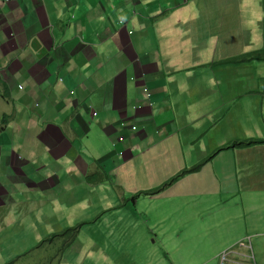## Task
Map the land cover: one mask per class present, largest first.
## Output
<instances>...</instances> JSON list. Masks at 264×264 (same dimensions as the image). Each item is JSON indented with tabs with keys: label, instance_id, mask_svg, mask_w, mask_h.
Listing matches in <instances>:
<instances>
[{
	"label": "crops",
	"instance_id": "obj_1",
	"mask_svg": "<svg viewBox=\"0 0 264 264\" xmlns=\"http://www.w3.org/2000/svg\"><path fill=\"white\" fill-rule=\"evenodd\" d=\"M261 50L264 0H0L1 264H166L185 222L264 264V145L141 195L264 139V61L221 64Z\"/></svg>",
	"mask_w": 264,
	"mask_h": 264
},
{
	"label": "rangeland",
	"instance_id": "obj_2",
	"mask_svg": "<svg viewBox=\"0 0 264 264\" xmlns=\"http://www.w3.org/2000/svg\"><path fill=\"white\" fill-rule=\"evenodd\" d=\"M2 121V117L0 116V122ZM165 208V206H162ZM156 212V211H155ZM154 212V214H155ZM170 208H168L167 213L170 215ZM107 220H112L114 217L113 215H106ZM156 216H154L155 218ZM172 217V215H170ZM151 218V223L154 224L158 218L154 219ZM110 222V221H109ZM182 229H180L179 225L170 224V227L167 231L163 232L161 229L153 230L152 238L149 239V242L154 245H149L148 248L152 247L154 251V255L156 254L159 257L169 258V261L166 264H213L212 258L214 255L219 252L221 254V262L225 261L228 257L230 250L227 249L228 246L225 247V242H214L213 244L209 243V240L212 238V234H204V230L207 229V226L202 228V238L205 239L204 241L200 242V244H190L188 239L192 238V233L194 229L197 227L196 225L190 227L188 222L181 224ZM151 227V226H150ZM114 238L106 237V252L110 249L112 251V247L114 244ZM183 242L188 243L183 247ZM63 246L64 243H63ZM239 246L236 249H239ZM133 253L138 249H135V245L131 247ZM223 250V251H222ZM222 251V252H221ZM4 252L3 246H0V258ZM196 255V259L193 261V256ZM169 256V257H167ZM186 257L185 260H182V257ZM191 259V261H189ZM1 264V262H0ZM31 264V263H28ZM141 264V263H140Z\"/></svg>",
	"mask_w": 264,
	"mask_h": 264
},
{
	"label": "trees",
	"instance_id": "obj_3",
	"mask_svg": "<svg viewBox=\"0 0 264 264\" xmlns=\"http://www.w3.org/2000/svg\"><path fill=\"white\" fill-rule=\"evenodd\" d=\"M254 61H264V51H258V52H252L248 54H244L241 56H238L236 58H232L226 61H223L221 64L225 65H241V64H248ZM257 145H264V139H258V140H237L233 141L230 144H227L226 146L218 149L213 155H211L207 160H205L203 163L197 165L196 167L188 170H183L173 178H171L169 181L164 183L162 186L142 192L141 195L144 197H157L161 195L163 192H165L167 189H169L171 186H173L177 181H179L181 178L184 176L197 172L201 169L202 166H204L206 163H208L215 155H217L221 151H226V150H238V149H247L251 148ZM78 232V228H73V229H68L66 230L61 236L65 237L68 242L73 241L76 237V234Z\"/></svg>",
	"mask_w": 264,
	"mask_h": 264
},
{
	"label": "built area",
	"instance_id": "obj_4",
	"mask_svg": "<svg viewBox=\"0 0 264 264\" xmlns=\"http://www.w3.org/2000/svg\"><path fill=\"white\" fill-rule=\"evenodd\" d=\"M145 93L147 94V96H149V93H148V91L145 89ZM94 115H96V114H94Z\"/></svg>",
	"mask_w": 264,
	"mask_h": 264
}]
</instances>
